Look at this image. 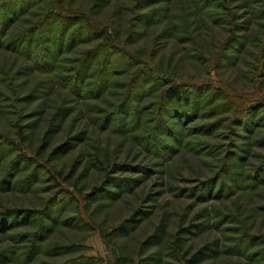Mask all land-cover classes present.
I'll return each mask as SVG.
<instances>
[{
	"label": "rangeland",
	"instance_id": "1",
	"mask_svg": "<svg viewBox=\"0 0 264 264\" xmlns=\"http://www.w3.org/2000/svg\"><path fill=\"white\" fill-rule=\"evenodd\" d=\"M203 248L264 264V0H0V264Z\"/></svg>",
	"mask_w": 264,
	"mask_h": 264
},
{
	"label": "trees",
	"instance_id": "2",
	"mask_svg": "<svg viewBox=\"0 0 264 264\" xmlns=\"http://www.w3.org/2000/svg\"><path fill=\"white\" fill-rule=\"evenodd\" d=\"M183 89H185V88L182 85L173 84V85H171V87H169L166 90L164 96L170 102H175V103H181L182 102V104L183 103H189L188 94ZM158 229H159L158 232L160 233V235H158L156 238H159L161 240H165L166 235H168L166 229L165 228L163 229L162 226H159ZM205 249H207V248H203L202 250L194 253L192 255V257L190 258L189 262H193L195 264V263H198L199 261H201L203 255H205L207 253ZM118 259H119L118 264H120V262H123L120 257Z\"/></svg>",
	"mask_w": 264,
	"mask_h": 264
}]
</instances>
